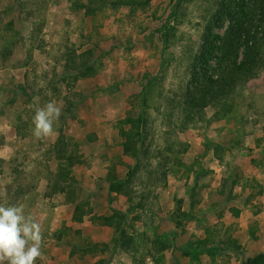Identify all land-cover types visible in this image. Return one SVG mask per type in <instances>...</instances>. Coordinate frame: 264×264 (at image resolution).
<instances>
[{
	"label": "rangeland",
	"instance_id": "1",
	"mask_svg": "<svg viewBox=\"0 0 264 264\" xmlns=\"http://www.w3.org/2000/svg\"><path fill=\"white\" fill-rule=\"evenodd\" d=\"M224 1L234 8L229 0H0V154L11 150L0 157V203L23 204L41 223L37 264L264 256V62L222 101L190 93L209 24L219 37L210 74L218 72L233 20ZM227 50L222 68L233 64ZM50 101L62 114L37 140L35 109ZM129 119L142 123L126 155ZM62 152L78 160V217L50 184Z\"/></svg>",
	"mask_w": 264,
	"mask_h": 264
},
{
	"label": "trees",
	"instance_id": "2",
	"mask_svg": "<svg viewBox=\"0 0 264 264\" xmlns=\"http://www.w3.org/2000/svg\"><path fill=\"white\" fill-rule=\"evenodd\" d=\"M230 1L234 2V8H230L225 1L223 2L224 13L233 20L231 27L221 38L222 61L218 72L215 75L210 74V61L219 49L217 44L219 37L216 35L213 24H209L205 30L201 50L193 66L191 81L195 85L190 93L201 95L203 99L210 95L212 99L222 101L223 95L229 96L234 92L237 79L244 78V75H255L257 68L264 62V0H253L252 4L246 3L245 0ZM260 32L262 36L259 35ZM243 43L246 49L244 57L240 59L239 51ZM226 48H228V53L234 54V59L229 60L233 64L222 68L228 56ZM221 68L223 70L219 73ZM129 122L132 123V129H121V136L124 139L123 152L126 155L134 150L135 134L132 131L140 130L142 123L138 119H129ZM60 156L64 158L62 166L55 177L50 179V184L55 190L66 194L70 212L74 217H78L80 213L76 194L78 180L75 171L72 170V166L78 160L75 156L67 155V152H62ZM112 188H115L114 184ZM245 264H264V256L249 259Z\"/></svg>",
	"mask_w": 264,
	"mask_h": 264
},
{
	"label": "clouds",
	"instance_id": "3",
	"mask_svg": "<svg viewBox=\"0 0 264 264\" xmlns=\"http://www.w3.org/2000/svg\"><path fill=\"white\" fill-rule=\"evenodd\" d=\"M61 114V108L51 101L37 107L33 116L34 137L37 140L50 137ZM9 153L0 157L10 159ZM43 241L42 226L35 214H26L23 204L0 203V264H37L43 260Z\"/></svg>",
	"mask_w": 264,
	"mask_h": 264
}]
</instances>
